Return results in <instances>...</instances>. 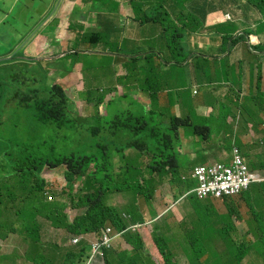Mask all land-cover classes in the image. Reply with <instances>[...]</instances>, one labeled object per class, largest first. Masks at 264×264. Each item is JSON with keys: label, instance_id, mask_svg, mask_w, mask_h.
<instances>
[{"label": "trees", "instance_id": "1", "mask_svg": "<svg viewBox=\"0 0 264 264\" xmlns=\"http://www.w3.org/2000/svg\"><path fill=\"white\" fill-rule=\"evenodd\" d=\"M178 1L180 0H170L169 3L174 4V7L181 6L183 5L181 1L185 0ZM208 1L203 0L200 4H193L192 8L186 7L184 15H180L175 21L171 20L169 12L164 10L162 5L153 7L148 15H144V20L140 24L154 23L160 11L158 23L162 29L155 30L150 35L156 39L147 41L146 49L130 58L133 61V71L119 78L122 81L121 87L119 86L121 94L110 88L106 92L103 91L99 99L85 97L86 101L83 102L80 110L82 118L85 120L91 118L89 105L98 104L106 111L105 115L99 113V119L103 120L102 126L91 129V134L97 135L102 142L96 147L101 152L98 156L70 155V157L53 158L51 162L49 156H32L24 160L8 159L7 152L2 149L0 143V229L5 228L20 236L27 247L29 246L31 257L25 260L26 263L89 264L90 245L82 241L75 243L73 239L80 236L95 244L100 238V231L106 226L114 227L119 232L125 230L129 221L132 224L148 222L140 210L134 207L137 201L135 198L124 207L126 214L131 217L127 220L118 208L110 202L108 203L111 205L106 203L107 194L119 197H124L125 194L134 197L145 194L152 196L154 184L160 182L171 187L175 192V198L177 192H182L187 185L184 177L194 166L203 161L201 153L196 149L191 152L190 145L185 142L188 132L192 134L190 142L194 144L203 136L206 138L215 136L218 127L228 136L235 133L226 126L228 119L226 103L222 102L220 106V119L197 117L188 112L190 103L187 102L186 95L194 72L193 68V71L190 70L192 62L195 65V79L202 89H205L206 83L210 84L214 80L211 70L215 64L210 61L213 57L196 52L190 44L191 36L200 37L211 32L212 29L220 28H213V25L208 24V15L216 11L213 0L209 1V4ZM144 2L145 0H138L135 3L141 8ZM253 4L257 9L264 11V0ZM249 9V6L245 7V11ZM214 36L216 37L215 34ZM249 36L248 29H245L234 41L236 44L242 43ZM87 39L95 40L93 43H97L103 39V34L91 33ZM126 41L123 39L120 45ZM234 41L232 45H235ZM109 49L114 53L119 51L117 45ZM162 51L169 53L168 59L163 58ZM75 55L72 58L71 69L78 62ZM22 65L6 62L0 65V72L17 78L20 75L16 73L17 70H24ZM257 66L259 73L262 74L264 67L260 64ZM36 76L41 77L40 72L34 75ZM4 85L0 82V88ZM22 86L24 90L18 89L6 102L0 124L14 120V126L8 123L2 124L8 127L6 133L12 136L21 128L19 122L21 117L29 116L35 121L36 130L43 133L41 137L45 139L47 146V134L51 137L55 135L58 139V132L71 125L72 119L67 118L69 100L59 85L46 88L41 87L38 81H34L29 85L22 83ZM3 93L4 90L0 89L1 96ZM111 93L113 96L108 102H104L103 98L106 94ZM128 93H131V96ZM134 93L138 98H149L148 106L140 105L133 97ZM197 96L199 102L205 103L203 92ZM250 98L249 89L244 95L246 104L243 105V110L252 114L251 109L254 108L249 106ZM114 100L117 103L113 104ZM259 100L264 103L263 96ZM15 101L16 107H14ZM218 102L219 99L216 97V104ZM175 106L182 108L180 117L172 113ZM9 107L12 108L11 111H8ZM116 110H120V114H115ZM163 121L165 122L162 123ZM227 143L242 150L239 142L227 141ZM109 147L112 149L111 152H108ZM225 148L228 149V146L225 145ZM130 150L133 151L130 153ZM230 159H233L232 155ZM115 160L119 161V168L116 167ZM61 166L68 183L67 190L45 191L44 180L39 177L41 172L45 168L52 170ZM49 195L51 202L46 200ZM38 197L41 198L39 202H37ZM187 201L192 207L189 209L191 215L200 209L208 212L212 210V206L204 205L194 194H191ZM229 203L228 208H231V200ZM75 208L82 213L75 215L70 221L71 214L68 215L67 211H73ZM9 211H12V215ZM44 222H50L55 229V234L48 237L47 241H50L48 243L41 241L43 235L47 233V225L42 224ZM250 227L253 232L251 235L256 237V241L250 246H247L246 242H235L238 245L235 251L228 253L232 264H242L250 250L256 253V261L264 260V218L254 219ZM60 230L65 231L61 237ZM146 231L150 233L148 228ZM124 239L133 245L135 252L144 247L143 239L138 234L126 233ZM185 239V243L188 244L186 251L191 254L196 248L194 247L196 241L191 235L186 236ZM154 241L159 250L164 251L156 237ZM120 257L128 264H138L137 258L127 253H122ZM190 259L191 264H199V256L196 252L190 255ZM166 262L175 264L171 255L170 258H166ZM106 264H111L107 255ZM140 264H143V258Z\"/></svg>", "mask_w": 264, "mask_h": 264}, {"label": "rangeland", "instance_id": "2", "mask_svg": "<svg viewBox=\"0 0 264 264\" xmlns=\"http://www.w3.org/2000/svg\"><path fill=\"white\" fill-rule=\"evenodd\" d=\"M106 6L111 8L112 3H107ZM185 8L186 7L184 6L177 8L176 9L177 15H184L183 13H185L186 11ZM155 26L157 29L160 28L158 25ZM238 27L239 25L236 23L226 22L222 24L219 29H213V32H209L203 36L194 38L190 42V44L191 46H193V49L196 52L199 51L201 52V50L208 51L210 46L213 44V37H215L214 36L215 34L216 41L222 40L220 46L215 52V54L218 55L220 60L219 62H217L218 58H210V61L213 62L215 66L217 65L218 68L220 69L219 75L222 80L223 77L227 78L230 83H234L237 86H242L241 89L248 91L249 89H251L252 81L257 74L255 67L257 61L255 59V56L258 54L260 55L264 54V48L253 49L250 52V58L246 65L243 64L242 62L233 64L232 52L228 48L227 35L230 32L236 31ZM80 39H82V36H80ZM123 39L127 41L123 45H120ZM155 39H156L155 37H150V38L138 37V38L130 39L126 36H123L121 40H118L117 38L114 37L107 40L102 39L98 45L88 43L87 41L84 42L81 47L75 45L73 49L76 52H79L78 55H75V59H78L83 63V69L80 71V76H78L76 80L84 83L85 91L94 92L90 95H92L95 98H97L98 95L101 96L103 94V91L106 92L107 89L111 88L115 90V87L120 86L122 84V81L118 79L117 76L120 74L119 71L122 70V64L124 63L125 60L124 56L138 55L139 51L146 49L147 41L155 40ZM225 42H227V44ZM106 45H110V46H106ZM113 45H117L119 50L118 52L115 53L111 52L115 54L114 57L109 58V57L85 55V54H93L92 52L102 53L103 51L101 50L102 47L106 46L107 49L108 48L112 49ZM25 47L30 48L31 44H28V46ZM4 48H8V45L2 46V48H0V52L4 50ZM157 48L158 47H156V49ZM162 53L164 59L169 58V53L167 51H162ZM18 57L22 58L21 55H18ZM70 58H73V55H70ZM212 59H216V60L212 61ZM6 62H7L6 59L0 57V65L5 64ZM58 63L65 64L66 59H61L58 61ZM23 69L24 70H17L16 73L20 74L17 78L10 77L8 74H5L4 72H0V82L5 84L0 88L4 90L3 95L2 96L0 95V109H2V112L0 113V117H2V114L5 111L6 102L15 95V92L18 89L24 90L22 83L29 85L34 81H38L39 83H41V87H45L46 85V87L50 88L53 85H56L58 82L57 78L50 75L44 77L41 73H40L41 77H37V76L34 77V75H38L39 72L33 68L23 67ZM244 69H245V74H244ZM190 70L193 71L192 66L190 67ZM240 75H245L247 77L248 81L245 84L243 83V81H240L239 79ZM71 81H75V80L71 77ZM191 82L192 84H195L194 73H192L191 75ZM62 84L65 83L62 82ZM73 88L79 90L76 86H73ZM190 88H191V84L188 85V89ZM117 90L119 93H121V89H119V87H117ZM40 93L43 94V92ZM83 94L84 93L80 92V93H71L69 95L68 98L70 99V101L68 102L69 112L67 114V118L72 119L71 125L65 127L63 130H60L58 132L59 135L58 139H56L55 135L51 137L49 134H47L46 135L48 140L47 146H45V139L41 137L43 133H40L38 130H36L37 127L34 124L35 121L29 116L21 117L19 121L21 122V128L18 132H16L15 135L12 136H9L6 133L8 127H5V125L2 124L8 123L14 126L15 125L14 120L9 122H3L2 124H0V133H2V136L0 137V143L2 149L6 150L7 152V158L24 160L32 156H36V157L49 156L51 162L53 158L70 157V155H73L75 157L84 156V155L98 156V154L101 152L98 151L96 147L98 145H101L102 142L100 141L97 135L91 134V129L93 127L99 128L103 124V120L99 119L98 108L100 106L98 107L97 105H93V106L89 105V109L92 112V113L90 112L91 118L88 120L82 118L80 114V110L83 105V102L86 101ZM219 94L220 93L218 92V95ZM128 95L131 96V93H128ZM251 95L252 96L254 95V91L251 93ZM219 97H221L223 101L222 95H219ZM187 98L188 100H192V98H190L189 96ZM115 103H117L116 100L113 101V104ZM14 107H16V101L14 102ZM11 109L12 108L9 107L8 111H11ZM100 114L101 115L106 114V111L103 107H100ZM115 114H120V110H116ZM160 125L161 127H163L161 123ZM244 138L246 139L247 137ZM111 151L112 149L109 147L108 152ZM131 151L133 150H130V153ZM209 160L215 161L214 157H209ZM256 161H259V159L253 160L251 158H247V164L251 171H258L260 169L256 165ZM115 162L117 165V160H115ZM214 168H216L215 165ZM40 176L44 180L45 191L55 192V190L56 191H60L62 189L67 190L68 183L64 177V173L62 169L51 170L49 168H45L41 172ZM187 178H188L187 185L184 187V190H182V192H177L175 197L176 200L180 199L191 190L190 189L191 179L188 176V174H187ZM241 186H243V183L239 182V187L235 191L230 190L228 187H225L224 189L223 188L220 189V190H224L225 193H221L220 190H218L219 198L213 200L212 203L226 204V202L229 203V201L233 197H235V199L231 201L233 204V206L230 208L231 212L232 210L235 212H239V209L234 205L237 206L239 203H242L245 209H247L249 215L253 217V219L264 218V184L254 183L250 186L249 191H245L242 194L240 193V189H239ZM156 192H157V196L156 195L154 196V202L157 204H159L161 200L165 202L163 205H158L159 211L162 212L166 210L165 206H167L172 199L171 196L168 194L167 189H165L164 187L156 188ZM122 199H124V201H128L129 196L125 194V196L122 197ZM40 200L41 198L38 197L37 202H39ZM105 201L109 205L111 204L114 205L116 203V199L113 196H109L108 201L107 200ZM108 202H110L111 204ZM221 204H214V205L221 206L222 210H224L225 206ZM16 207L19 206L16 205ZM12 211H9L11 215H12ZM67 212L68 215L69 213L73 214V216L71 215L69 216V220L72 217H75V215H80L82 213L81 210L76 208L73 211L68 210ZM225 217L228 219L232 218V216L228 214ZM53 228L54 227L49 222L46 227L48 235H51V230ZM104 232H109V229H103L101 231L102 238L104 237L103 236ZM63 233H65L64 230L59 233V236L61 237ZM16 236L17 235L13 234L12 232L8 231L5 228L0 229V264H30L29 262L28 263L23 262L24 259L25 260L27 259V250H26L27 245L22 241V238L20 236L17 237ZM243 237L244 236L240 235L239 237H237V239H239V241L246 242L247 246L252 245L256 241V237L254 235H250L247 238H244L245 240L243 239ZM46 239H47L46 236L42 237V240H46ZM115 241L122 242V238L118 236L115 239ZM180 243H181L180 237L178 240L169 243L170 250H175L176 253L175 256L176 260L174 262H177L178 264H191L190 255L193 254L194 252H196L199 256V264H231L232 263L231 257H229L227 252L224 250V248L227 247H223L222 242L219 245H217V247L208 248L209 251H206L207 248L197 247L194 249V252L191 254L187 253L186 247H183V250L182 249L178 250ZM122 244L130 249L133 247V246H128L125 243V240ZM28 257H31V252L29 253ZM100 261L101 259L99 257L91 260V262L94 263H99ZM147 263L153 264L152 258L149 256ZM242 264H264V260L260 259L256 261L254 259V253H251L245 258Z\"/></svg>", "mask_w": 264, "mask_h": 264}, {"label": "crops", "instance_id": "3", "mask_svg": "<svg viewBox=\"0 0 264 264\" xmlns=\"http://www.w3.org/2000/svg\"><path fill=\"white\" fill-rule=\"evenodd\" d=\"M167 1L168 5H166L165 9L170 14L176 16V18H179L180 16L177 15V8L182 6L192 8L193 4L201 3V0H180L183 5H176L174 7V4L169 3L170 0ZM213 2V6L216 8V11L212 12L213 14L208 15L209 17L207 18L209 25H213V28L220 27L225 22L224 19L226 13H231L234 16L235 12H238L241 14L239 15V18L242 23V28L248 29V32L253 34L252 36L256 38V43L254 44L256 46L254 48H264L263 10L257 9L255 4L249 3L247 0H241V2L240 0H213ZM107 3H112V7H107ZM126 3L127 0H0V48H2L4 45H8V48H4V50L0 52V57L6 59L7 63L9 58L17 57L19 62L15 64H23L22 67H31L37 60L35 58H38V60H40V66L44 68L45 76H57L58 74L55 72V70L57 69V62L59 60L66 59L65 65L72 63V58H70V55L72 54L68 53V55L65 54V52L73 50L75 45L81 47L85 42L84 40H79V36L76 38H71V35L65 33V30L69 25L66 17L70 14L73 8H78L79 14L74 20L75 24L73 25V28H76V24L81 23L82 26L79 28V32L95 29L97 16L109 19L114 29L120 30V33H123L124 36L130 39L143 37V34L152 28L150 25L139 27L137 23L131 21L129 19L131 16V10L129 6H125ZM246 6L250 7L248 11H245ZM141 9L143 12H150L152 10L150 0H146L145 4L141 6ZM254 22L260 23V30L250 29L251 24L254 27ZM160 29L161 28H156L157 31ZM237 32L239 31L230 32L227 35L228 48L232 52L233 64L242 62L246 65L250 58L251 48L249 46L248 38H246L245 42L236 44V41L234 40H237L238 36L242 34V32ZM52 35L54 36L55 40H52ZM108 36L113 37L115 36V33L109 32ZM194 38L195 37H193L191 41ZM229 38L233 39L232 41L235 42V45L231 44L232 41ZM221 42L222 40L215 41L213 37V44L210 46L209 50H201V53L205 56H215L214 58H218L217 62H219L220 59L218 55L215 54V52L220 46ZM28 44H31L30 48L25 47L28 46ZM101 50H103L102 53L92 52L93 54L85 55L109 58L114 57L109 48L107 49L106 47H102ZM18 55H21L22 58L18 57ZM255 59L257 64L259 63L264 67V54L256 55ZM215 60L216 59H212V61ZM257 64L255 65L257 74L253 79L251 86L254 92H257L259 86H261L262 92L264 93V71L262 72V82L260 84L258 71L259 67ZM62 68L65 70L66 66H63ZM192 68L194 70L193 73L195 84H192L193 81L191 82V88L187 90L186 95L187 97L189 96L192 98V100H188L187 98V102L190 103V107L188 109L189 114H194L197 117L204 116L220 119V106L222 102L226 103L228 106V119L226 126L228 129L235 132L232 135L235 141L241 144V148L246 156L259 155L264 157V147H258L254 143L256 137L262 136L264 138V111H262L264 107L259 106L260 102L255 104L251 103V105H249L254 108L251 109L252 114H249L248 111L243 110V105L246 104L244 97L241 98L239 95L240 93L246 91L241 89L242 86H237L234 83H230L227 78L223 77V81L219 75L220 69L217 65L211 70L214 80L210 84L206 83L205 89H202L195 79L194 62ZM82 69L83 63L78 60L73 68L70 69L71 72L67 73L65 76L77 78L80 76V71ZM119 73H121V70ZM239 79L240 81H243L244 84L248 81L245 75H240ZM222 83L224 85H222ZM82 88L85 90V85H83ZM119 89L121 88L119 87ZM195 89H197L199 92L197 95L202 94V92L204 93L205 103L198 101L196 97L199 96L194 94ZM222 91H224L225 94L223 101L219 97V95H223ZM218 92L220 93L219 95ZM186 96H184V98ZM216 97L219 99L217 104ZM178 108L182 111V108ZM240 108L244 112H240ZM217 131L221 132L219 127ZM192 137V134L188 132L187 138H185V142L190 145L191 152L194 151L193 149L199 150V139L196 140V143L194 144L193 142H190ZM244 137L247 138L245 139ZM215 140H218L221 143L220 139ZM213 142L214 140H211L207 143L203 153L204 158L206 160H209V157H214V160L227 159V150L223 148L222 145H214ZM163 187L166 188L167 186ZM203 204L209 205V203ZM174 211L177 212V208H175ZM198 211L203 212L204 215L207 216L206 210L200 209ZM222 214L226 215L224 212H222V210H217L215 214L210 215L211 217L206 218L203 224L198 227L201 231V236H219L220 232L224 229V219L223 216H221ZM54 234L55 232L52 230L51 235L46 233L43 236H46L47 239H41L42 242H50L47 241L48 237H51ZM208 242L211 246L214 245L213 241Z\"/></svg>", "mask_w": 264, "mask_h": 264}, {"label": "bare ground", "instance_id": "4", "mask_svg": "<svg viewBox=\"0 0 264 264\" xmlns=\"http://www.w3.org/2000/svg\"><path fill=\"white\" fill-rule=\"evenodd\" d=\"M138 2V0H127V3L125 4V6H129L130 10H131V16H130V20L133 21L134 23H137L139 27L145 26V25H150L152 26V28L143 34V37H149L155 30H156V26L158 25L160 19L157 15V17L154 19L155 22L154 23H146V24H140L141 21L144 20V15H148L150 12L146 13L143 12L141 8L137 7L135 2ZM146 2V0H145ZM144 3L141 4V6H143ZM152 8L153 7H157L158 5H162L163 8H166V5H168V1L167 0H150ZM136 6V7H135ZM79 12H78V8H73V10H71L70 14L66 17V20L69 22V26L68 28L65 30V33L71 35V38H76L77 36H81L83 35L84 31L79 32V28H81L82 24L78 23L76 24V28H73L74 20L76 19V17L78 16ZM170 18L172 21L176 20V16L170 14ZM170 21V22H172ZM110 33H115V36H113L114 38H117L118 40H121V38L124 36L123 33H120V30L118 29H114V27L112 26V23L109 19L101 17V16H97V22H96V27L95 29H91L89 30V33H100L103 34V39L107 40L110 39L112 37L108 36V34ZM52 40H55L54 36L52 35ZM72 51H75L74 49ZM112 52V51H111ZM69 53V51L65 52V54ZM113 54V53H112ZM115 55V54H113ZM135 56V55H134ZM134 56H127L125 55V60L124 63L122 64V70L121 73L117 76V78L121 79L124 75L127 76L128 74L132 73L133 71V61L130 59L131 57ZM34 64L31 66L33 69L38 70L44 77V68L40 66V60H38V58ZM29 60V59H28ZM19 62V59H17V57H11L8 60V64H15ZM66 66V69L64 70L62 67ZM30 67V68H31ZM71 64L65 65V64H59L57 62V69L55 70V72L58 74L57 76H53L55 78H57V84L61 87V89L63 90L65 96L67 97V99L70 101V99L68 98L69 95L71 93H84L83 96L84 97H89L90 99L94 98V99H99L100 96L98 95L97 98L93 97L92 93L94 92H88L85 91L82 86L84 85V83L79 82L76 80V78H73L75 81H71V77H66L65 75L67 73L71 72ZM62 82H64L65 84H62ZM73 86H76L79 90H76L73 88ZM46 87V85H45ZM119 87V86H117ZM48 88V87H46ZM116 90V87H115ZM111 94H106V96L103 98L104 102H108L109 98L112 95ZM118 94L120 95L121 93L118 92ZM133 97L135 98L136 101L139 102L140 105L147 107L149 104V98H145V97H141L138 98L137 94L134 93ZM82 104V103H81ZM98 106V104H97ZM100 106V105H99ZM98 106V107H99ZM100 113V110H99ZM101 115V114H100ZM167 120V119H166ZM165 121H163L162 123H164ZM166 126V124H165ZM193 129V128H192ZM224 138H227L228 135L226 134H222ZM216 135L213 137H209L206 138L205 136L199 138L198 141V145H199V152L201 153V155L203 156L204 150L206 148V145L208 142H210L211 140H214L213 144L216 146H221V143L216 139ZM187 138V137H185ZM244 152H242V158L240 159V164L235 165V169L238 172V178L234 177V176H224L220 179V182H212L213 180H216L218 178V175L215 173L214 171V163L212 161L206 160L203 158V161L201 163H198L196 166H194L190 172H193L197 175V177H195L194 179L191 180V187H190V191L185 194L183 197H181L180 199L176 200L174 198V194L175 192L171 189V187L166 184V183H155L154 184V193L152 196H150L149 194H145L143 196H139V197H134L131 194H127L129 196V200L128 201H124V199H122V197H119L117 195H112V194H107V196H105V199L108 201V197L109 196H113L116 199V203L113 205L116 208H118L122 213H124V217L127 219L128 217H130L129 215L126 214V210H124L125 205L126 204H130L131 202L134 201V198L137 200L135 202L134 207H137L140 212L143 214V216H145L148 219V223L147 224H142V223H134L132 224L130 221L127 224V226L125 227V230L123 231H119L117 232L115 230L114 227H108L106 226L103 229H109V232H104L103 233V238H102V234H101V230L100 231V238L98 240V242H96L95 244H91L89 241H86L85 239L81 238L80 236H78L77 238L73 239V241L76 243L77 241H82L83 243L89 244L91 247V260L94 258L99 257L101 259V261L99 263H94V262H89V264H106V255L107 258H109V261L111 264H128V262L124 261L120 256L122 253H127L135 258H137L138 264H140L141 262V258H143V264H148V256L152 258V263L156 264H168L166 262V258H170V255L172 257V262L175 261V250H170L169 248V243L176 241L179 239H181V243L180 246L178 247V250H183V247H187L188 244L185 243L186 236H193L194 240L196 241V244L194 245V247H207L209 246L210 243L205 242V238L203 236H201L200 234V229L198 228L201 224H203V222L206 220V218L211 217L210 215L215 214L217 212V210H222L221 206H215L214 204H221V203H212L213 200L218 199L219 198V194H218V190L220 189H224L225 187H228L230 190H237L239 187V182H241L244 178L243 176V163H244ZM230 165L232 166L233 164L230 163ZM119 161H117V165L116 167L119 168ZM56 169H63L61 167H58ZM54 170V169H52ZM189 172V173H190ZM188 173V174H189ZM41 178V176H39ZM43 180V178H41ZM141 180V179H140ZM184 180L186 182H188L187 176L184 177ZM142 182V180H141ZM132 183H130L129 186H131ZM167 186L165 189H167L168 194L171 196V202H173V204H171V202L165 206L166 210L160 212L158 205H163L165 202L163 200H161V202H159V204L154 202V196H157V192H156V188H162V186ZM191 194H194L198 200L202 203H209L208 206H212V210L211 211H207V216L204 215L203 212H199L196 211L194 212L192 215L191 213H189V209H191V205L190 203H188L187 199L189 198V196ZM41 197V195H40ZM37 203V202H36ZM36 203H34L36 205ZM223 206H225L224 210H222V212H224L225 214H228L230 216H232L233 220H237L240 221L243 218H247V214L248 211L247 209H243L242 213L234 215L231 211L230 208H228L229 204L226 202V204H221ZM128 207H133L131 205H128ZM177 208V212L174 211V209ZM256 211V210H254ZM148 215V216H146ZM131 218V217H130ZM129 218V219H130ZM72 219V218H71ZM70 219V220H71ZM128 220V219H127ZM49 223V222H47ZM146 228H148L149 232L148 233L146 231ZM249 232L251 234H253V232L251 231V227L249 225L248 227ZM52 231L55 232V229L53 228ZM113 231V232H111ZM60 232H62V230H60ZM126 233H132V234H138V235H142L144 233L145 238L143 239V243H144V247L143 249H140L138 252H135V248L132 247L131 249L126 247L125 245H123L122 243L124 242V235ZM14 234V233H13ZM16 235V234H15ZM109 236H115L118 237L120 236L122 238V242H116L115 240L107 243L105 241V238L109 237ZM17 237V236H16ZM154 237H156L159 241V244L163 247L164 251H160L159 248L157 247L155 241H154ZM125 243L128 246H133L131 245V243H128L125 240ZM123 249V250H122ZM125 251V252H124ZM174 259V260H173Z\"/></svg>", "mask_w": 264, "mask_h": 264}, {"label": "clouds", "instance_id": "5", "mask_svg": "<svg viewBox=\"0 0 264 264\" xmlns=\"http://www.w3.org/2000/svg\"><path fill=\"white\" fill-rule=\"evenodd\" d=\"M202 1L203 0H201V2ZM209 1H211V0H209ZM209 1H208V4H209ZM251 1L252 2H249L247 0V2L252 3V4L253 3H257V2H263V0H251ZM240 2H241V0H240ZM163 9L166 10L165 8H163ZM158 13H157V15H158ZM239 15H241V14L238 13V12H235V15L234 16L231 13H226L225 14V19H224V21H225L224 23H226V22H233V23H236V24L239 25L238 29L236 30V31H239L237 33H241V32H243L245 30V29L242 28V23H241V20L239 18ZM176 19H178V18H176ZM158 26L160 27L159 24H158ZM259 27H260V23L259 22H254V27L252 26V24L250 25V29H253V30H260ZM263 29H264V26H263ZM211 32H213V29L211 30ZM89 35H90L89 31H84L83 35H81L82 36V39H80V36H79V40H84L85 42L87 41L88 43L95 44V45H98L100 43V41L97 42V43H93V41H95V40H91V39L88 41L87 37ZM252 35L253 34H250V36L248 37V42H249V46L251 48V51L253 49L258 48V47L254 48L256 46V45H254L256 43L255 42V39L256 38H254ZM193 37H195V36H191L190 42H191V39ZM76 53H77L76 51L69 50V54L75 55ZM127 56H129V55H127ZM212 57L214 58V56H212ZM191 66H193V62L191 64ZM261 82H262V74L259 73V83L261 84ZM222 85H224V84L222 83ZM221 87H223V86H221ZM250 91H251V93L253 92V88L252 87H251ZM246 92H243V93H240L239 94L241 96V98L244 97V95H245ZM198 93H199L198 90L195 89L194 90V94L197 95ZM263 94L264 93L262 92L261 86H259L258 91L257 92H254V95L253 96L251 95V98L249 100L251 101L252 104H255L257 102H260L259 99H260L261 96H263ZM222 97L224 99L225 98V94H223ZM259 106L264 107V103H261L260 102L259 103ZM241 110L242 109L240 108V112H244V111H241ZM259 110H261V109H259ZM262 111H264V108L262 109ZM172 113H175L177 117H180L182 115V111L178 108V106H175V108H173ZM222 134H223L222 131L221 132H218L217 131L216 132V136H217L216 139H220L221 145L223 146V148H225V145L228 146V149L225 148L227 150V153H228V158L227 159H216L215 161H212V162L216 166L215 169L219 170L222 174H227V175L234 176V177L237 178L239 175H238L237 170L235 169V165L240 164V159L242 158L241 156H242L243 150H240L239 148L234 147L233 144H228L227 143V141H231L232 143L235 142V139L233 138L232 135L231 136H228L227 138H224ZM254 143L258 147L263 148L264 147V138L262 136H258V137L255 138ZM231 155H232L233 159H230L229 160V158H230ZM247 158H251L253 160L259 159V161H256V165L260 169L258 171H251L249 169L248 164H247ZM230 163H232L233 165L231 166ZM242 167H243V170H244L243 171L244 178L241 181L243 183V186H241L239 188L241 194L243 192H245V191H249L250 190V186L252 184H254V183H256V184H264V157L263 156H259V155H248V156H246L245 155L244 156V163H243ZM188 176L190 177L191 180L194 179L195 177H197V175L195 173H193V172H190L188 174ZM221 197H224V196H221ZM48 198H46L47 202H51L50 201L51 200V195H49ZM234 199H235V197H233L231 199V201L234 200ZM171 204H173V202H171ZM228 204H230V203H228ZM232 206H233V204H232ZM234 206L239 209V212H235V211L232 210V212H233L234 215H237V214L242 213V210L245 208L242 203H239L237 206L236 205H234ZM71 216H73V214H71ZM226 216H227V214H226ZM223 219H224V221H223V223H224V229L220 232V234H219L218 237H216V236H211L210 237L209 235H207V236L204 235L203 236L205 238V242L213 241V244L215 245V246L214 245L211 246L209 244V246L204 247V248H207L206 251H209L208 248L217 247V245H219L222 242L223 247H227V248H224V250L227 252V254L229 252H234L235 251V247L238 246L235 242H237V243H244L242 241H239V239H237V237H239L240 235H242V236H244L243 237V239H244V238H247L248 236L251 235V233L249 232L248 227H249L250 223L254 219L249 214H247V218H243L240 221L233 220L232 218L231 219H228L225 216H223ZM147 221H148V219H147ZM44 225H48L47 222H44ZM141 237H142V239L145 238L144 233L141 235ZM116 238L117 237H115V236H109V237L105 238V241L107 243H109V242L115 240ZM234 238H236L237 240L234 239ZM30 252L31 251H30L29 246H28V248H27V258L29 256V253ZM251 253H254V259L256 260L257 259L256 253L254 251H251L250 250V252H249L248 255H250ZM23 262H25V259L23 260ZM173 263L178 264L177 262H174V261H173Z\"/></svg>", "mask_w": 264, "mask_h": 264}, {"label": "built area", "instance_id": "6", "mask_svg": "<svg viewBox=\"0 0 264 264\" xmlns=\"http://www.w3.org/2000/svg\"><path fill=\"white\" fill-rule=\"evenodd\" d=\"M214 171L215 173L218 175V178L216 180H213V182L217 181V182H220V179L224 176H228L227 174H222L219 170L215 169L214 168ZM238 178V177H237ZM238 181H239V178H238ZM221 193H225L224 190H220Z\"/></svg>", "mask_w": 264, "mask_h": 264}]
</instances>
